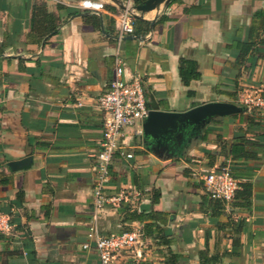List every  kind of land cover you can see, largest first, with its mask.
Returning a JSON list of instances; mask_svg holds the SVG:
<instances>
[{
  "label": "crops",
  "instance_id": "obj_1",
  "mask_svg": "<svg viewBox=\"0 0 264 264\" xmlns=\"http://www.w3.org/2000/svg\"><path fill=\"white\" fill-rule=\"evenodd\" d=\"M81 1L0 0V214L10 222L0 233V264H99L93 244L82 247L89 227L96 223L103 235L141 231L125 216L148 204L153 189L161 192L156 209L168 216L170 245L142 238L141 259L121 251L114 264H164L168 250L178 264H200L199 251L215 255L213 264H264V110L212 118L156 150L135 133L143 122L124 128L132 158L114 159L105 190L124 200L106 205L96 222L92 205L107 117L96 100L116 55L125 78L139 79L149 111L235 104L242 90L264 94V0H171L143 15L149 32L120 43L115 15L125 0H98L99 13L80 10ZM50 15L57 31L45 35ZM181 58L201 74L188 86L179 78ZM251 117L246 150L255 158L232 160L228 146ZM25 158L27 166L11 170ZM223 164L251 184V197L247 207L218 213L201 202L210 199L203 177Z\"/></svg>",
  "mask_w": 264,
  "mask_h": 264
},
{
  "label": "built area",
  "instance_id": "obj_2",
  "mask_svg": "<svg viewBox=\"0 0 264 264\" xmlns=\"http://www.w3.org/2000/svg\"><path fill=\"white\" fill-rule=\"evenodd\" d=\"M121 9L115 15L116 40L120 43L125 36L133 35L134 19L138 15L133 9L131 0L120 3ZM82 11L99 13L105 9V4L98 0H82L78 4ZM98 108L105 113L99 150L94 159L95 180L93 184L92 205L95 211L94 222L100 212L108 204H120L124 196H108L105 192L109 180L110 166L116 157L132 158L124 151L122 132L124 128L133 127L143 122L148 114L145 95L138 78H125V68L119 55H116L112 77L106 91L96 100ZM237 106L247 112L264 110V94L260 91L242 90L237 94ZM78 106H81L78 103ZM142 134L139 129L135 132ZM205 192L214 200L221 201L226 207L234 200L238 188L237 180L232 176L228 166L209 171L203 177ZM10 230L9 217L0 214V233ZM88 242L83 249H89L91 243L97 253L99 264H114L117 254L121 251H134L135 258H142V232H121L112 235H103L99 232L96 223H93L87 232Z\"/></svg>",
  "mask_w": 264,
  "mask_h": 264
},
{
  "label": "trees",
  "instance_id": "obj_3",
  "mask_svg": "<svg viewBox=\"0 0 264 264\" xmlns=\"http://www.w3.org/2000/svg\"><path fill=\"white\" fill-rule=\"evenodd\" d=\"M145 0H133L134 5H140ZM51 22L50 27H46L45 35L54 34L57 31V25L54 22V18L49 16ZM165 18L162 17L158 19L156 22L164 21ZM150 31V22L139 19L135 17L134 19V35L144 36L147 32ZM178 74L181 82L184 86H188L192 80H197L201 77L200 72L198 71L197 64L195 61L181 58L179 60L178 66ZM189 95H192V92H188ZM244 112H247L244 110ZM255 110L250 112L254 113ZM254 123L253 118L251 117L249 120V126L246 131L240 132V134L236 135L232 141V143L228 146V156L231 157L232 160L236 159H253L255 158L254 153H250L246 150V146L250 144V142L246 139L245 134L250 131L252 124ZM204 139V138H202ZM223 164L221 167H224ZM231 171V170H230ZM232 176L238 182V188L235 193L234 200L230 203V206L233 207H247V203L249 198L251 197V184L249 182H240L232 173ZM161 198V192L158 189H153L149 198V203L146 205H142L139 210H133L128 212L125 216V220H132L138 222L142 225L141 232L142 238H150L153 240H157L161 245L168 247L170 245L171 240L168 238L172 234L171 230L168 228V216L165 212L158 211L156 206L159 204ZM210 198V197H209ZM202 204L204 202L210 203L212 208L217 209L218 213H221L225 210V205L219 201L210 198L209 200L202 198ZM130 208L127 209L129 211ZM181 257L177 254H174L171 250H168L167 255L165 257L164 264H178ZM198 259L200 264H213L216 262L217 257L214 255L208 256L206 251L198 252Z\"/></svg>",
  "mask_w": 264,
  "mask_h": 264
},
{
  "label": "water",
  "instance_id": "obj_4",
  "mask_svg": "<svg viewBox=\"0 0 264 264\" xmlns=\"http://www.w3.org/2000/svg\"><path fill=\"white\" fill-rule=\"evenodd\" d=\"M171 0H145L140 5H134L133 9L139 19L149 12L159 9ZM152 21L151 24H153ZM135 38L133 35L124 37V40ZM243 108L233 103L211 102L193 107L185 112H165L150 110L143 120V142L150 150L160 149L165 143L172 142L175 137L183 133H193L200 130L206 123L215 117H228L243 112ZM30 158L14 161L9 164L12 171H16L28 165Z\"/></svg>",
  "mask_w": 264,
  "mask_h": 264
}]
</instances>
